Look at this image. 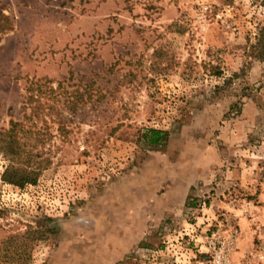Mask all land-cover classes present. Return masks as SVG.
<instances>
[{"label": "rangeland", "instance_id": "374dc122", "mask_svg": "<svg viewBox=\"0 0 264 264\" xmlns=\"http://www.w3.org/2000/svg\"><path fill=\"white\" fill-rule=\"evenodd\" d=\"M0 11L1 241L55 229L28 264H264L263 0ZM12 121L51 159L36 185L2 180Z\"/></svg>", "mask_w": 264, "mask_h": 264}, {"label": "trees", "instance_id": "16d2710c", "mask_svg": "<svg viewBox=\"0 0 264 264\" xmlns=\"http://www.w3.org/2000/svg\"><path fill=\"white\" fill-rule=\"evenodd\" d=\"M258 45L264 48V29L261 30ZM26 127L22 123L12 121L10 128L2 134L4 144L1 150L9 160V165L2 174V180L19 188L36 185L41 172L51 164L50 158H43L41 153L32 155L27 149L25 133H30V131L26 130ZM28 129L31 128L28 127ZM35 133L37 137L35 146L38 143L44 144L43 135L36 131ZM167 135V132L163 130L148 129L145 136L150 145H161L166 143ZM54 233L55 229L50 227L29 226L23 234L0 240V264H28L32 259L35 244L47 241Z\"/></svg>", "mask_w": 264, "mask_h": 264}, {"label": "built area", "instance_id": "2783aa9c", "mask_svg": "<svg viewBox=\"0 0 264 264\" xmlns=\"http://www.w3.org/2000/svg\"><path fill=\"white\" fill-rule=\"evenodd\" d=\"M213 248L215 249L216 247L214 246ZM224 249H225V245L222 246V248H221L220 251H222V250H224ZM221 254H223V253H217V258L215 259V262H216L217 264H219L220 262H222V261L225 260V255L223 254V257H222Z\"/></svg>", "mask_w": 264, "mask_h": 264}]
</instances>
